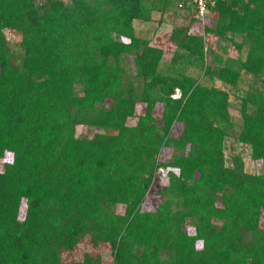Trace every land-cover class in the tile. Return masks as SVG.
<instances>
[{"label":"trees","instance_id":"16d2710c","mask_svg":"<svg viewBox=\"0 0 264 264\" xmlns=\"http://www.w3.org/2000/svg\"><path fill=\"white\" fill-rule=\"evenodd\" d=\"M169 8L177 1L0 0V161L12 158L0 170V264H264V0L210 8L204 31L236 55L175 27L162 68L164 49L134 21ZM231 135L256 172L239 154L227 164ZM161 168L160 201L144 208Z\"/></svg>","mask_w":264,"mask_h":264},{"label":"rangeland","instance_id":"374dc122","mask_svg":"<svg viewBox=\"0 0 264 264\" xmlns=\"http://www.w3.org/2000/svg\"><path fill=\"white\" fill-rule=\"evenodd\" d=\"M216 19H217V14L213 12V13H210V16H208L204 21H200V20L192 21L191 15L187 13H182L174 8H169L163 14L160 12H153L151 15V20L148 22L141 21V20H135L134 27H135V31L137 35L143 38L149 39V41H151L152 44L160 46L164 49V56L161 62V67L165 68L174 51V47L169 42V37H170L172 29H174L175 27H185L190 32L201 34L204 39L206 48L210 47L215 52L222 53L223 51L222 47H226L227 55H236L234 47L232 46L231 43H228L225 40H221L220 38H218L216 35L212 33H207L204 31L205 26L207 25L214 26ZM6 34L12 43L17 41L16 40L17 34L14 33L12 30L6 31ZM225 56H226V53H225ZM212 57L213 55H208V57L206 58V62H209L212 59ZM187 72L190 75L194 76L195 78L199 79L204 84L213 85V86L227 90L230 93L229 99H230V103L232 107L236 105V100H237L236 96L235 94H233L234 93L233 90L230 89V87H228L226 84H224L223 82H221L220 80L216 78H213V79L206 78L202 74V70L198 68L189 67ZM248 82H249V76H243L241 80V86L243 88H246ZM79 90H80V87L76 89V91H79ZM179 96H180V92L178 89H176L172 97L176 98ZM160 109H161V106L158 107L157 113H159ZM139 111L138 113H140ZM233 119L235 121L239 120V116L238 114H236V112H234ZM134 121H135L134 118L130 119V122H134ZM181 128H182L181 123H175L173 126L174 134L177 135L180 132ZM95 132H96V129L86 127V126H80L77 130V134L82 137L83 136L89 137ZM224 150H225V155L227 159V164L230 163V158L232 155L239 154L242 156L244 160L245 170L251 173L256 172V169H257L256 163L255 161L251 159L249 155L250 153L249 147L247 145L239 143L233 135L225 138ZM169 152L170 151H166L165 154H169ZM162 158L167 159V155L162 156ZM11 159L12 158H11L10 153L6 154L5 158L2 161H0V170H2L3 162L10 161ZM159 171L162 174L156 176L152 187L150 188L148 194L146 195L144 199V202H143L144 208H155L158 202L160 201V196L157 193H158L160 186L164 185L165 178L163 176V169L161 168ZM23 212H24V206L21 207V214H23ZM260 226L264 228V213H262L261 215ZM189 230L191 231V228H189ZM86 249L91 250V247L89 244L84 243L81 246H79L75 250V252L69 254L67 257L69 259L71 258L80 259L82 257V253ZM97 251L103 256V260L105 263H110V260H111L110 253L107 248L103 247L101 249H97Z\"/></svg>","mask_w":264,"mask_h":264},{"label":"built area","instance_id":"2783aa9c","mask_svg":"<svg viewBox=\"0 0 264 264\" xmlns=\"http://www.w3.org/2000/svg\"><path fill=\"white\" fill-rule=\"evenodd\" d=\"M177 10L193 16L196 20L204 21L210 15V8L223 0H176Z\"/></svg>","mask_w":264,"mask_h":264}]
</instances>
